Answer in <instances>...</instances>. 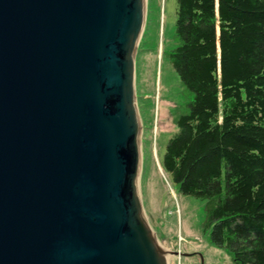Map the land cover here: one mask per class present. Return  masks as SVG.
I'll return each instance as SVG.
<instances>
[{
    "label": "water",
    "instance_id": "1",
    "mask_svg": "<svg viewBox=\"0 0 264 264\" xmlns=\"http://www.w3.org/2000/svg\"><path fill=\"white\" fill-rule=\"evenodd\" d=\"M145 21L146 0H0V264H167L138 187Z\"/></svg>",
    "mask_w": 264,
    "mask_h": 264
},
{
    "label": "trees",
    "instance_id": "2",
    "mask_svg": "<svg viewBox=\"0 0 264 264\" xmlns=\"http://www.w3.org/2000/svg\"><path fill=\"white\" fill-rule=\"evenodd\" d=\"M186 92L162 167L235 264H264V0H176Z\"/></svg>",
    "mask_w": 264,
    "mask_h": 264
},
{
    "label": "rangeland",
    "instance_id": "3",
    "mask_svg": "<svg viewBox=\"0 0 264 264\" xmlns=\"http://www.w3.org/2000/svg\"><path fill=\"white\" fill-rule=\"evenodd\" d=\"M176 10V0H146L135 65L141 120L139 194L145 217L167 251V264H235L226 247L209 239L205 201L178 192L161 164L186 102L184 86L168 55L178 44Z\"/></svg>",
    "mask_w": 264,
    "mask_h": 264
},
{
    "label": "bare ground",
    "instance_id": "4",
    "mask_svg": "<svg viewBox=\"0 0 264 264\" xmlns=\"http://www.w3.org/2000/svg\"><path fill=\"white\" fill-rule=\"evenodd\" d=\"M163 248V246H161ZM164 249V248H163ZM165 250V249H164ZM170 261V260H169Z\"/></svg>",
    "mask_w": 264,
    "mask_h": 264
}]
</instances>
